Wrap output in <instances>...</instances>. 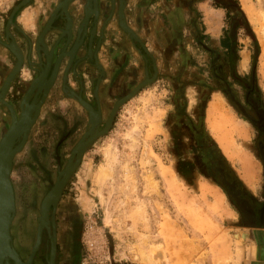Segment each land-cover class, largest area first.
<instances>
[{
  "label": "rangeland",
  "instance_id": "374dc122",
  "mask_svg": "<svg viewBox=\"0 0 264 264\" xmlns=\"http://www.w3.org/2000/svg\"><path fill=\"white\" fill-rule=\"evenodd\" d=\"M55 1L46 6V15ZM193 1L192 14L186 18V24L191 20L189 27L182 28L178 19L166 15L169 28L180 25L182 29L176 30L179 36L175 39L172 31L167 38L169 50L175 49L177 43L179 56L171 55L165 65L151 50L155 57L154 81L121 105L108 133L86 151L67 185L68 197L81 216V244L88 264H260L257 257L261 249L264 252V227L253 230L242 225L237 206L220 185L221 179L228 176L247 200H262L264 179L255 146L258 135L228 101L215 75L227 78L235 94L243 98V85L236 84L229 75L230 52L239 76L249 79L253 74L264 106V0H201L199 11L198 0ZM169 3L171 0H126L128 21L137 22V11H150L152 16L163 19L165 15L160 10L167 12ZM108 4L106 17L102 18V13L94 25L93 37L100 20H111L106 25L115 21L116 13L110 16V0ZM204 10L213 13L215 33L205 24ZM79 19L77 12L76 23H80ZM92 20L88 23L91 31ZM57 23L59 27L63 24L60 20ZM74 24L75 20L73 29ZM224 32L229 36L231 51L220 44ZM54 39L53 36L49 43ZM21 46L25 52L27 41ZM136 47L145 59L148 56L152 60L149 47L144 46L147 54L139 44ZM31 57L36 73L34 53ZM28 73L29 68L23 67L14 84L26 86L31 81ZM16 92L17 89L10 90L6 97L15 95L19 99ZM70 102L69 96L61 98L60 113ZM174 104L201 129L210 149L214 148L217 167L212 174L186 126L172 133L177 121L173 117ZM38 130L40 142L34 141L31 170H23L20 163L10 172L18 187L21 182L28 189L46 184L60 166L59 153L55 154L51 141L43 137V130L51 131V127L37 125L35 132ZM65 150L61 157L68 148ZM37 167H45V172L53 174ZM10 237L12 244L11 234Z\"/></svg>",
  "mask_w": 264,
  "mask_h": 264
},
{
  "label": "flooded vegetation",
  "instance_id": "af4514ba",
  "mask_svg": "<svg viewBox=\"0 0 264 264\" xmlns=\"http://www.w3.org/2000/svg\"><path fill=\"white\" fill-rule=\"evenodd\" d=\"M20 1L21 0H18L15 4H13L11 7L7 9L5 14V19L2 18L1 20L0 17V21L3 22V30H2L3 33L8 17L10 16L13 8ZM57 1L62 2V0L55 1V4L51 7L50 12L48 13V18L49 15L53 12L55 6L57 5L56 4ZM86 4H87L86 0L69 1L66 7V11L65 12L63 11L62 15L65 19L68 18V20H70L68 21L70 26H71V20L72 23H74V20L76 23L77 12L80 13V19L81 21L83 20L82 23L84 22L86 10H87ZM108 5H109L108 0H97L96 2V9L98 13L97 17H99L101 9H103L102 13L107 12ZM117 5H118V1H117ZM125 7H126V0H125ZM22 8H24V6L19 8L14 13L12 17V22H15L16 16L22 10ZM88 8L89 10L87 12H89V17L87 23L90 21L92 17L95 16V12L93 11L92 7H88ZM116 9L117 6L114 10L115 13H116ZM48 18L46 19V22ZM166 19L167 18H165L164 21L165 27L167 28L168 32L172 31L171 33L175 39V36L177 35V31L175 28H172V26L170 28L168 27V23ZM58 21L59 19L56 20L53 23V25H57ZM87 23L85 27H82V31L86 28ZM44 25L40 29H38L37 34L40 33ZM11 31H12V27L10 28V32ZM195 33H196L195 36H197L198 32L196 31ZM88 36L89 33L85 35L83 45L81 46V48L85 46L84 48L85 53L83 55V58L86 60L92 58V60H94L95 59L94 56L96 54L95 50L91 48L88 49L86 45ZM45 37L46 36H44L43 38L44 47L39 46L37 49L39 50L41 47V51L42 50L45 51L46 57L49 54L51 55L50 51L53 53L52 61H51V66H52L54 62L57 60L56 58H58L63 53V51L57 53L55 57L54 56L55 48L54 51L52 48L54 44L53 46L51 45L50 47H48L45 42ZM166 37L168 38V33ZM0 38L2 41L5 42V35L3 37L0 36ZM34 42H31L32 43L31 50L33 52L35 51ZM198 42L201 43L202 41L199 39ZM1 46L2 48L6 49L7 55L2 56V58L0 57V74H1L0 88H2V84L4 83L6 77L8 76L9 72L16 63L15 57L9 52V50L3 45ZM171 46L173 45L171 44ZM174 47L176 48L178 47L177 43ZM204 47L208 49V51L212 52L210 48L206 47L205 45ZM27 48H28V44H27ZM229 50L231 51V47L229 48ZM20 51L22 54V62H21L22 66L20 64L21 67H19L17 74L10 81L4 99L5 102L9 103L12 106V111L14 110L13 112L16 116V119H19L20 117V113H21L20 104L22 101V96L24 95L30 83H28L26 86L25 84L23 86L22 85L17 86L16 84L13 86V84L15 83L14 81L16 80L17 77H19L21 69H23V67L26 66L29 68L28 77L31 78V81L37 76V73L33 71L35 67L33 66V63H31L32 57L30 56V59L28 58L27 49L25 52L24 50H20ZM64 52L65 53L68 52V49L65 50ZM9 55L10 57H8ZM64 57L61 58V60L57 65L54 74L55 77L54 76L52 77L53 72L50 74L48 70L46 75L47 76L46 80L48 79L47 81L48 85L46 84L44 85V87L41 88V92L45 93V94L43 93L44 96L40 92L36 93L35 96L32 93L29 99L24 100V102L27 101L28 105L33 104L34 102L33 115L36 114V117L29 128L24 145L14 154L12 167L10 170L11 173L15 171L17 164L20 163L22 165L21 168L23 170H26V168H28V170H31L32 167H30L31 166L30 160H33L32 158H34L35 152L33 149L34 147H36V144L34 143L40 139L39 135L41 133L40 130L35 132V129L37 125H40L41 127L42 126H46V127L48 126L49 128L51 127V131L43 130V137H45V139L48 138L47 140L51 141L53 145V151H55V154H57L56 153L57 151L60 155L59 158L60 159L59 162L61 161L60 166L56 167L54 178L48 179L46 181V184L40 186H37V184H35L33 187L28 189L29 187L23 186L22 182L19 183L20 185L18 187L16 183L12 181L11 174L9 177L13 189L14 203H15V216L12 225L10 227V234L12 236L13 247L18 253V257H20L22 262L27 261L28 256L32 251V248L36 244V241L39 239V241H37L38 245L33 255L31 264H49V262H51V264H88L84 262L85 254L81 244V231H80L81 216L79 214V209L74 207V204L71 202V197L70 198L68 197L69 194H67L66 189L72 176L75 174L76 170L78 169V166L80 165L86 151L101 136L96 137V139H94L91 142V144L86 147L87 149L83 151L80 162L78 163L77 167L68 178L55 205L54 206L50 205L48 207L45 224L42 225L39 230L38 220L40 215L39 212L40 203L42 202L41 200L48 193V191L51 189L52 185L56 181L58 173L61 170H63L73 147L81 139L83 134L86 131H88V129H90L89 131L92 130L93 123L97 120L94 113L96 111H99L98 122H95L97 124L96 130L102 131L106 126L112 107L117 104V102L121 99V97L125 93L133 90L138 83L142 82L145 79L144 78L141 79L140 81H134L128 86H123L122 84L115 85L116 83L115 82L114 84H110L109 87L106 88V86H104L103 83L104 76L102 73L100 63H97L96 60H94V62L92 63L95 69L98 71L96 72V76L92 74L88 76L87 78L88 85H87L81 71L78 72L76 70V64H75L76 56L73 58L72 61H69V59L66 58L67 62L64 64L61 70L62 61ZM227 60L229 63L228 68H229L230 77L236 84L243 85L242 86L244 90L243 98L240 99L235 94L234 90L232 89V84L228 82L227 78L214 74L215 79H218V81L221 83V86L223 87V91L225 92L228 101H230V103L234 106L237 112H239L253 126V128L256 131V134L258 135L255 141V146H256L258 159L260 160L262 165V172L264 179V121H262L259 115V113L264 115L263 102L260 95L258 94V89L256 88L255 78L253 74L250 76L249 79L242 78L241 76L238 75L236 71L234 55L229 52L227 54ZM211 67L215 68V66L213 65ZM148 76L149 79H152L154 74L153 75L150 74ZM69 78H71L75 82V87H71V85L69 84ZM56 84H58V86ZM14 89H17L16 93L20 94L19 99H16L15 95L11 96V99L9 97L7 98L6 96L8 95L10 90H14ZM71 91H73L74 94L83 101V104H89L95 112H92V115H90V113L79 102V100H77L76 97H74L71 94ZM65 96L66 97L69 96L71 102L65 107L64 110L65 112L63 111L64 113H60L59 102L61 98H64ZM24 102L22 103L23 105H25ZM174 106L176 112L173 114V117L177 121H174L173 123L175 124L174 127L176 128V131L172 133L175 134L178 133L179 129L185 130L183 126H186L188 132L194 138L199 156L203 164L206 166V169L209 171V173L212 174L213 169L217 167V158L214 154V148L210 149L209 147L210 144H208L206 141L207 139L203 137V133L201 129L199 127L197 128L195 122H192L191 119L184 114V112L182 113L180 111L179 105L174 104ZM120 107L121 106L118 107L116 113L114 114L109 128H111V126L113 125L116 118V114ZM83 113L85 114L82 115ZM177 116H184L185 118L184 119L182 118L181 120V118H177ZM11 123H12V118L9 110L6 108V106L0 104V139L3 133L9 128ZM88 134L89 133H87V135ZM21 140L22 138L16 141V143L13 146L14 149L19 146ZM32 140H33V144H31ZM38 142H40V140ZM51 143H49V146ZM43 146L44 145H42V147ZM66 148H68L66 155L64 154L61 157L62 152L66 151L65 150ZM74 156H73V161H75ZM62 158H64V160ZM26 163H28L27 164L28 167H26ZM220 168L222 169V167ZM37 169L45 172V167H37ZM45 173L48 175L53 174L47 172ZM217 173L218 172L214 173L215 177ZM218 178L220 179L219 173H218ZM220 185L227 192L233 204L237 206V210L241 215L242 225L248 228H252L253 230L264 227V225L261 224L262 212L264 207V185L262 188L263 198L261 201L247 200V198L244 197L243 195L244 193L242 191L238 190L237 192V190L234 188L233 178L229 180L228 176H225L223 179H221ZM18 192H21V194H18ZM23 192L24 195L22 194Z\"/></svg>",
  "mask_w": 264,
  "mask_h": 264
},
{
  "label": "crops",
  "instance_id": "0c3cea01",
  "mask_svg": "<svg viewBox=\"0 0 264 264\" xmlns=\"http://www.w3.org/2000/svg\"><path fill=\"white\" fill-rule=\"evenodd\" d=\"M52 1L53 0H31L17 14L15 22H13L14 26L12 27L11 34L13 35L17 46L19 48L21 47L20 50H23L21 46V42L29 39H31V41L34 42L36 36L38 35L37 34L38 29H40L45 24L46 19L48 18V14L46 15V11H47L46 6H48ZM197 2L198 3H196V5L197 4L198 5L196 6V9L197 11H199L201 0H198ZM12 3H14V0H0L1 20L2 18L5 19L6 11L9 7L13 5ZM194 4L195 3L194 1L192 2V0H171V3H169V10L167 12H164V10L162 11L160 10V13H163L165 15L163 19L161 17L156 18L155 16H152L150 14L151 13L150 11L149 13L144 12L142 14L139 11H137V13L134 14V17L137 20L136 23H132L128 21L126 8H125V12H124L125 22L127 26L138 36V38L142 41V43H145L143 44L145 47L146 46L149 47L148 52L149 55H151L152 60L148 58V56L145 59L143 57L144 54H141L139 48L136 47V45L138 44L133 43L129 39L127 34H125L122 30H120L117 24L116 16L114 17L115 21L114 19H112L113 23H110L108 25H105V23L102 20H100V22L97 25L96 34L94 35L93 38L92 49L95 50L96 52L94 56L95 60L97 61V63H100L102 69V73L104 76L103 77L104 86L108 88L110 84H114L115 82H116L115 85L122 84L123 86H128L134 81H140L141 79H144V75L146 73H148V75L152 74L153 69L155 68L153 65L155 64V60H154L155 57L153 56L154 54H152L151 50L154 51L156 57H158L160 61L164 60L165 65H167V62L169 61L171 55L173 57L174 56L178 57L179 51H177L176 48L173 50H169V48L167 47L166 35L168 31L167 28L165 27L164 21L165 18H167L166 15L170 14L171 17L168 16L169 18H172L175 21L176 19H178V24H182L181 26H184L182 28L185 27L187 28V26L191 24V20H189V23L187 22L186 24V18L189 17V14H192L191 9H193L192 6ZM139 8L141 7H138V9ZM101 15L102 12L100 11L99 17ZM204 15L206 16L204 18L206 26H208L211 29V31L215 33L217 31V28L216 26H213L212 23L213 13H211V11L204 10ZM103 17H106V12L102 15V18ZM166 20H168V18ZM208 20L210 21L208 22ZM77 25L78 23L74 24L73 32L76 31ZM2 30H3V22L0 21L1 37L5 35V30L4 33L2 32ZM176 30L179 32L182 30L180 29V25L177 26ZM88 33L89 34L91 33V25H89L86 30V34ZM58 34H59L58 31H53L46 35L45 42L48 47L52 45V43L49 42L53 39V36L54 38L57 36L56 40L58 39ZM176 36H179V34H177ZM0 41H2L1 38ZM70 44L68 45V47L70 46ZM62 46L63 45L60 44L59 47L62 48ZM84 48L85 46H83V48L81 47L79 48L75 57V61H76L75 64H76V70L78 72L81 71L83 77L85 78L86 84L88 85V79H87L88 76L90 74L96 76V72L98 70L95 69L92 63L94 62V60H92V58H90L89 60L83 58V55L85 53ZM60 50L61 49L57 50L56 54L59 53ZM0 55L1 58L2 56L7 55L6 49L2 48L1 45H0ZM8 57H10V55ZM148 61L151 62L150 65H148ZM63 66L64 65L62 64L61 70ZM158 70L160 71L161 69L159 68ZM0 80H1V76H0ZM71 81L72 80L70 78L71 87H75V82H71ZM129 92L130 91L125 93L123 96H125ZM243 168H246V166L243 165ZM257 244L258 242H256V245ZM257 258L260 261V264H264V252L262 251V249L261 251L258 252Z\"/></svg>",
  "mask_w": 264,
  "mask_h": 264
},
{
  "label": "bare ground",
  "instance_id": "6f19581e",
  "mask_svg": "<svg viewBox=\"0 0 264 264\" xmlns=\"http://www.w3.org/2000/svg\"><path fill=\"white\" fill-rule=\"evenodd\" d=\"M69 1H72V0H65V3H62L63 2V0H62V4L60 5L61 7H64L63 8V10H62V12L64 11H66V7H67V5H68V3H69ZM118 1V0H117ZM96 2H97V0H86V5H87V10H86V15H85V19H84V22L82 23V21H80V23L78 24V26H77V29H76V31L75 32H73V23H72V20H71V26L69 25V22H67V27L66 28H64V30H63V33L64 34H66V35H68V39H67V41H70L71 40V38H72V36H73V38H72V41H71V44H70V46H69V48H68V42L66 43V40H65V43L63 44V46H62V49H61V51H63V53L57 58V61L56 62H54L55 63V68H54V71H53V74H52V77L54 76V74H55V70H56V68H57V65H58V63H59V61L61 60V58L62 57H64L63 58V60L65 59V58H68L69 59V61H72L73 60V58L76 56V54H77V52H78V50H79V48L83 45V41H84V37H85V34H86V29H87V26H88V23H87V21H88V17H89V12H87L88 10H89V8L88 7H92V9H93V11L95 12V16L94 17H92V26H93V28H92V31H91V34H90V36H89V42L87 43V46H88V49H90V47H91V45H92V39H93V32L95 31V27H94V25H96V22H97V20H98V17H97V9H96ZM124 0H119V2H118V5H117V9H116V20H117V24H118V27L125 33V34H127V36L129 37V39L132 41V42H134V41H137V42H139V43H141L140 42V40L138 39V37H137V35L127 26V24H126V22H125V15H124V9H125V5H124ZM64 5V6H63ZM115 0H110V16H112V14L114 13V10H115ZM120 10V11H119ZM61 12V13H62ZM110 18V17H109ZM83 19V18H82ZM66 20V19H65ZM68 21H70V20H68ZM86 23H87V26H86V28L82 31V27H85V25H86ZM81 27V28H80ZM62 33V32H61ZM83 33H85L84 35H83ZM45 36V35H44ZM44 36L43 37H41L39 40V46H41V47H44V45H42L43 44V38H44ZM142 44V43H141ZM38 46V47H39ZM55 48V47H54ZM54 48H53V51H54ZM14 50H16L17 51V49H15V48H13ZM68 49V52H64L65 50H67ZM43 52H44V54H45V51L44 50H42ZM146 51V50H145ZM50 53H51V55L49 54V55H47V60H48V62H47V65L43 68V71H42V75L36 80L37 81V83L36 84H34L33 86V88L28 92V94L26 95V100L27 99H29V97H30V95L34 92L33 90L35 89V88H37L38 87V91H37V93H41V88L42 87H44V85H46L47 84V81H48V79L46 80V78H47V72H48V70L50 69V66H51V61H52V52L50 51ZM147 54V53H146ZM71 59V60H70ZM21 64V63H20ZM43 66H41V68H42ZM18 69H19V66H18ZM18 71V70H17ZM55 77V76H54ZM52 80V79H51ZM152 79H149L148 78V76L146 75L145 76V79H144V81H142L140 84H138V86H136L133 90H131L128 94H126L125 96H123L118 102H117V104L116 105H114L113 107H112V109H111V112H110V115H109V117H108V120H107V123H106V126L104 127V129L102 130V131H98V130H96V127H97V124L95 123V122H98V118H99V111H96L95 113H94V115H95V117L97 118V120L93 123V128H92V130H91V132L94 134H96L95 136H94V138H92V139H90V140H88L87 142H85V143H81L82 145H81V148L79 149V154H78V157H77V159H75V161H73V156H74V154H71V161H70V165H69V167H68V171H67V174L65 175V178L60 182V183H58V186H57V189H56V191H55V193H53L52 195H51V198L50 199H48V201H46V202H43V199L45 198V196H44V198L41 200L42 202L40 203V207H39V212H40V215H39V220H38V223H39V230H40V227L42 226V225H44L45 224V221H46V218H47V210H48V207L50 206V205H55V203H56V201H57V199H58V197L60 196V194H61V191H62V189H63V187H64V185L66 184V182H67V180H68V178L70 177V175H71V173L75 170V168L77 167V165H78V163L80 162V159H81V156H82V153H83V151L84 150H86L87 148V146L88 145H90L91 144V142L96 138V137H98V136H102V135H104L108 130H109V127H110V125H111V122H112V118H113V116H114V114L116 113V111H117V109H118V107L119 106H121L122 104H124L125 103V101H127V100H129L130 98H132L136 93H137V91H139L142 87H144L146 84H148L150 81H151ZM50 82V81H49ZM48 85V84H47ZM30 86V85H29ZM44 89V88H43ZM47 90V89H46ZM44 93V92H43ZM45 94V93H44ZM44 94H43V96H44ZM42 101V100H41ZM36 102V101H35ZM83 103V102H82ZM33 104H34V102H33ZM33 104H29L28 105V103H27V107L25 108V105H23L22 104V109H24L25 108V110H24V113H23V115H22V118H21V120L20 119H17V120H20V122L22 121V120H24V126H22V127H20V128H18L15 132H11V133H9L8 135H7V139H6V143H5V147H4V155H3V160L2 161H5V158H6V155H7V159H6V162H8L10 165H9V168H10V170H11V166H12V159H13V156H14V154L20 149V148H22V146L24 145V142L26 141V137H27V133H28V131H29V128H30V126H31V124L33 123V121H34V119H35V117H36V114H34L33 115V110H34V106H33ZM32 105V106H31ZM38 106V105H37ZM14 113V112H13ZM90 113V115H92V112H89ZM259 115H260V117H261V119H262V121H264V115H262V114H260L259 113ZM94 117V116H93ZM12 118V117H11ZM92 119V118H91ZM10 127V126H9ZM9 129V128H8ZM8 129L3 133V135H2V137L6 134V132L8 131ZM24 136V137H23ZM1 137V138H2ZM20 138H22L23 140H21V143L19 144V146L18 147H16L15 149L13 148V146H14V144L16 143V141L18 140V139H20ZM13 142V143H12ZM61 173H62V170L60 171ZM59 172V173H60ZM58 173V174H59ZM9 177H10V171H9ZM57 178H58V176H57ZM9 181H10V179H9ZM11 183V182H10ZM54 185V184H53ZM52 185V186H53ZM11 187H12V185H11ZM12 193H13V189H12ZM13 198H14V194H13ZM12 208H11V210L12 211H10V224L8 225V234H9V236H10V227H11V223H12V221H13V218H14V215H15V203H14V199H13V204H12ZM261 224H263L264 225V207H263V212H262V218H261ZM39 235V234H38ZM6 239H8V238H6ZM37 241H39V239L37 240ZM37 241H36V244L34 245V247L32 248V251H31V253H30V255L28 256V259H27V261L26 262H24V264H31L32 262V258H33V255H34V253H35V250H36V248H37ZM10 244H11V241L9 242V240H8V249H4V245H3V240L1 239L0 240V262L2 261V263L1 264H21V260H20V258L17 256V257H13V258H11V257H6V258H4L3 257V255H4V253L5 252H10L9 251V247H10ZM12 245V244H11ZM2 256V257H1ZM10 261H12V262H10ZM49 264H51V262H49Z\"/></svg>",
  "mask_w": 264,
  "mask_h": 264
},
{
  "label": "water",
  "instance_id": "95a60500",
  "mask_svg": "<svg viewBox=\"0 0 264 264\" xmlns=\"http://www.w3.org/2000/svg\"><path fill=\"white\" fill-rule=\"evenodd\" d=\"M31 0H21L12 10L10 16L8 17V20H7V23L5 25V42H1L0 41V44L3 45L4 47H6L10 53L15 57L16 59V63L15 65L13 66V68L11 69V71L9 72L8 76L6 77L4 83L2 84V88H0V104L6 106V108L9 110L10 114H11V117H12V123L10 124V127L8 129V131L6 132V134L0 139V240L2 239L3 240V245H4V249H8V240L9 242L11 241V237L9 236L8 234V225L10 224V211L11 208L13 207L12 204H13V193H12V187H11V183L9 181V171H10V168H9V164L8 162H6V159H7V155H6V158H5V161H2L3 160V155H4V147H5V141L7 139V135L9 133H13L15 132L18 128L24 126V120H21L22 118V115L24 113V110L25 108L27 107V101L24 102L25 98H26V95L28 94V92L34 87L33 85L37 83V79L43 74L42 71H43V68L47 65V57L46 55L44 54L43 51H41V47L40 49L38 50V46H39V39L41 37H43L44 35L46 36L47 34H49L50 32H53V31H58L59 34H58V39L56 40L57 36L55 37L53 43H52V46L54 44V46L52 48L55 47V57H56V52L57 50L59 49V46L60 44H64L65 43V40H66V43L68 42V45L71 43L72 41V38L70 41H67L68 39V35L64 34L63 33V30L64 28L67 27V22H68V18L65 20V18L63 17L62 15V10L64 7H61L60 5L62 3H65V0H63V2L61 3L58 2L57 5L55 6L53 12L49 15V18L47 20V22L45 23L44 27L42 28V30L40 31V33L38 34V36L36 37V40L34 42V46H35V51L33 52L31 50V45L32 43L30 42V40H26L27 41V44H28V48H27V54H28V58L30 59V56L34 53L35 57H36V73H37V76L32 80L30 81V86H28V88L26 89L24 95L22 96V101H21V104H20V117L19 119L20 120H17L16 119V116L15 114L13 113L12 111V106L5 102L4 99H5V94L8 90V86L10 84V81L14 78V76L17 74V70H18V66L21 67L22 66V54H21V51H20V48L17 46L16 42H15V39L13 37V35L11 34L10 32V28L14 26V23L12 22V17L14 15V13L21 7L27 5ZM119 2V0H118ZM125 2V0H124ZM125 5V3H124ZM64 6V5H63ZM125 7V6H124ZM120 11V10H119ZM60 20L62 22H64V24H62L61 27H59L58 25H53V23L56 21V20ZM104 22V21H103ZM108 22V21H107ZM107 22H105V25L107 24ZM104 25V26H105ZM62 32V33H61ZM85 33H83L84 35ZM91 34V33H90ZM89 34V35H90ZM96 34V32L94 33V35ZM86 35V34H85ZM94 38V37H93ZM89 36H88V39H87V43L89 42ZM134 42H137V41H134ZM139 44V46L141 47V49L144 51V53H146V49L144 47L143 44L137 42ZM43 45V44H42ZM13 48L17 49L14 50ZM61 49V48H60ZM57 59V58H56ZM57 61V60H56ZM55 61V62H56ZM66 62V58L62 61V64L64 65ZM20 63H21V66H20ZM41 66H43L41 68ZM55 68V63L51 66V68L49 69V73L51 74L53 72ZM68 71H69V68H68ZM67 71V73H68ZM146 75H148L146 73ZM154 81V80H153ZM153 81L149 82L152 83ZM148 84V85H149ZM147 86V85H146ZM145 87V86H144ZM143 88V87H142ZM33 94L34 96L36 95L37 91H38V87L35 88L33 90ZM139 91H137L138 93ZM41 94H43V92H41ZM71 94L76 97L77 100H79V102L85 107V109L88 111V112H95L92 107L89 105V104H83L82 100L79 99L78 96H76L74 94L73 91H71ZM136 95V94H135ZM42 96V95H41ZM134 97V96H133ZM25 103V108L22 109V103ZM126 103V101H125ZM25 114V113H24ZM38 115V114H37ZM91 126V125H90ZM110 129V128H109ZM90 129H88V131H86L83 136L81 137V139L76 143V145L73 147V149L71 150L70 152V156L67 160V163L65 164L63 170H62V173L60 172L58 174V178L56 179V181L54 182V185L51 187V189L48 191V193L46 194L45 198L43 199V202H46L48 201V199L51 198V195L53 193H55L56 189H57V186H58V183H60L64 178H65V175L67 174V171H68V167L70 165V161H71V154H74L75 158L74 159H77L78 157V154H79V149L81 148V143H85L87 142L88 140L94 138V136L96 135L95 133L93 134L91 131H89ZM87 133H89L87 135ZM108 133V131L105 133V135ZM87 135V136H86ZM104 136V135H102ZM101 136V137H102ZM24 137V136H23ZM96 139V138H95ZM23 140V139H22ZM13 143V142H12ZM42 202V203H43ZM8 238V239H6ZM9 251L10 252H5L3 257L6 258V257H17V253L14 251V249L12 248V245L10 244V247H9ZM2 257V256H1ZM2 263V261L0 262V264ZM21 264H24V262H21Z\"/></svg>",
  "mask_w": 264,
  "mask_h": 264
},
{
  "label": "trees",
  "instance_id": "16d2710c",
  "mask_svg": "<svg viewBox=\"0 0 264 264\" xmlns=\"http://www.w3.org/2000/svg\"><path fill=\"white\" fill-rule=\"evenodd\" d=\"M236 6H237V9H239V4H238V2H236ZM253 35V34H252ZM220 41H221V44H222V47L223 48H225L226 50H229V48H230V39H229V36L227 35V32H224L223 33V36H222V38L220 39ZM254 45H255V47H256V53L258 54V45H257V43H255V39H254ZM238 181V180H237Z\"/></svg>",
  "mask_w": 264,
  "mask_h": 264
}]
</instances>
